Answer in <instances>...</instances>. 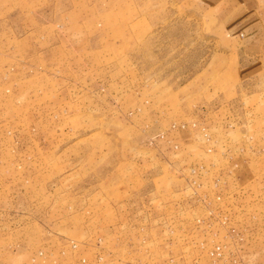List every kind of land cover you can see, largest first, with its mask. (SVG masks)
Masks as SVG:
<instances>
[{
	"label": "rangeland",
	"instance_id": "1",
	"mask_svg": "<svg viewBox=\"0 0 264 264\" xmlns=\"http://www.w3.org/2000/svg\"><path fill=\"white\" fill-rule=\"evenodd\" d=\"M259 47L251 0H0V264H264Z\"/></svg>",
	"mask_w": 264,
	"mask_h": 264
},
{
	"label": "crops",
	"instance_id": "2",
	"mask_svg": "<svg viewBox=\"0 0 264 264\" xmlns=\"http://www.w3.org/2000/svg\"><path fill=\"white\" fill-rule=\"evenodd\" d=\"M260 44L264 45V0H251V57L260 55Z\"/></svg>",
	"mask_w": 264,
	"mask_h": 264
},
{
	"label": "built area",
	"instance_id": "3",
	"mask_svg": "<svg viewBox=\"0 0 264 264\" xmlns=\"http://www.w3.org/2000/svg\"><path fill=\"white\" fill-rule=\"evenodd\" d=\"M212 255L215 256L216 253L214 252ZM217 255H219L220 257L222 256L221 248H219V247L217 248ZM237 263H238L237 260H233V264H237Z\"/></svg>",
	"mask_w": 264,
	"mask_h": 264
}]
</instances>
